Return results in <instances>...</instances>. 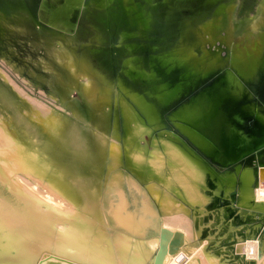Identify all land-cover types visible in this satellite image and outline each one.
Instances as JSON below:
<instances>
[{"label": "rangeland", "instance_id": "rangeland-1", "mask_svg": "<svg viewBox=\"0 0 264 264\" xmlns=\"http://www.w3.org/2000/svg\"><path fill=\"white\" fill-rule=\"evenodd\" d=\"M77 1L0 0V119L23 120L25 114L37 123L25 137L40 143L41 159L56 162L50 174L72 161L69 133L59 134L62 139L45 148L48 134L44 125L51 130L50 119L59 117L92 141L97 133L103 134L106 143L99 140L97 147L114 155L119 163L117 168H108L113 183L90 175L81 177L78 188L101 186L117 207L116 183L121 182L130 212L147 220L159 215L182 232L180 243L166 231L157 233L153 223L147 228L146 245L159 246L174 259L201 238L192 207L178 197L173 184L169 190L160 186L157 168L164 175L165 169L157 159L160 146L155 144L156 138L192 150L198 163L218 176L235 174L238 166L244 170L258 165L256 158L251 165L246 159L223 165L206 150L185 115L197 111L191 107L197 98L210 101L204 120L215 134L212 139L223 160L226 157L220 148L240 143L233 126L239 138L242 133L253 141H264V0H84L74 30L57 26ZM242 57L241 69L236 68L235 62ZM125 107H133L137 118L146 122L134 144L126 139ZM147 115L156 121L148 122ZM20 131L25 132L23 122ZM7 138L0 133V144ZM107 140L116 149L110 148ZM234 151L235 147L230 156ZM88 160L91 166L93 161ZM67 179L72 181L71 175ZM217 181L220 188L224 182L233 183V176ZM255 187L264 188V176ZM234 188L231 198L225 189H218L212 198L223 217L208 245L216 255L234 252L236 240L248 244L255 239L251 230L263 224L260 214L245 213L247 209L239 205L240 182ZM46 191L48 188L41 189ZM3 235V256H26L12 246L10 234ZM226 257L222 256V261L230 264ZM256 257L264 264L261 255ZM11 262L0 257V264Z\"/></svg>", "mask_w": 264, "mask_h": 264}, {"label": "bare ground", "instance_id": "bare-ground-1", "mask_svg": "<svg viewBox=\"0 0 264 264\" xmlns=\"http://www.w3.org/2000/svg\"><path fill=\"white\" fill-rule=\"evenodd\" d=\"M243 58L235 62L236 68L243 63ZM241 73L244 74L243 71ZM209 102L202 100V97L197 98L191 106L197 111L187 112L185 116L196 128L197 135L200 134L199 139H202L200 141L207 146L206 150L219 157V160H216L225 164L233 162L262 145L263 140L253 141L242 133H239V138L238 130L233 126L237 136L236 141L240 143L234 146L235 151L231 156L233 146L221 147L226 157L223 160L221 152L214 144V138L212 139L215 134L204 120L209 111ZM25 116L27 115L23 114V120L0 119V133L8 135L7 142L0 144V169L4 170L2 180L6 201L4 217H7L3 220V234H10L12 246L19 254L22 251L26 253L25 257L14 254L3 256V250L0 249V257L10 258L12 260L10 264H226L222 261V256L230 257V264H263L256 261V255H261L264 259V188H256L255 182L257 183L264 176V165L258 163L255 168L244 170L238 166L237 173L240 175V180L237 181V173L218 176L210 168L206 171L198 163V157L192 150L185 151L180 145L165 138H161L160 141L156 138L155 144L160 146L156 151L157 159L162 162L165 169L164 175L157 168L160 174V186L163 190H169L173 184L178 197L192 207L195 228L198 229L201 238L198 240L197 237L196 243L190 249L177 254L172 259L171 254L159 246L154 245L153 248H149L146 245L147 228L153 223L157 233L166 231L174 241L180 243L184 240V235L176 227L166 224L159 215H156V220L154 217L147 220L143 216L139 217L134 211L130 212V202L124 194L121 182L116 183V191L120 196L117 207L112 206V201L107 199L101 186L97 185L89 189L78 188L77 185L81 184L83 176L96 175L113 183L112 173L108 168H117L119 163L114 155L97 147L99 140L106 143L103 134L97 133L96 139L92 141L84 131L68 126L69 123L57 116L53 117V120L50 119L51 130L43 123L46 128L44 132L48 134L46 149L58 143V140L62 139L59 134L63 132L69 133L71 140L72 161L50 174L51 165L57 164L41 159L40 143L29 141L25 137V133L32 126L38 127L34 120H29ZM124 116L127 117L128 127L126 139L129 144H134L146 129V122L137 118L133 107H125ZM149 120L154 122L156 118L147 115V121ZM20 122L25 125L24 133L20 131ZM261 124L264 132V122ZM69 128L74 130L71 132ZM107 145L116 149L109 144V141ZM139 145L143 148L145 146L142 142ZM80 146L87 150L82 152ZM256 156L257 154L254 158ZM88 158L93 161L91 166ZM202 162L207 164L203 159ZM102 166L105 168L101 169ZM154 166L158 167L157 164ZM21 172L27 174L30 172V175L25 176ZM67 175H71L72 181L67 179ZM230 175L233 176V183L224 182L219 188L217 180ZM33 180H36V183ZM238 182H240L239 205L243 210L247 209L245 213L260 214L263 224L251 230L255 239L246 243L247 245L236 240L232 244L235 246L234 252L226 250L225 253L216 255L208 250V245L211 242L210 235L213 236V232L219 228L218 224L222 223L223 217L216 203H212L214 201L212 198L219 193L218 189H225L226 195L231 198ZM42 188H48V191L41 192ZM56 190L60 194H57ZM51 191H55L56 196ZM205 198L209 200L205 201ZM64 200L70 205L68 206Z\"/></svg>", "mask_w": 264, "mask_h": 264}, {"label": "water", "instance_id": "water-1", "mask_svg": "<svg viewBox=\"0 0 264 264\" xmlns=\"http://www.w3.org/2000/svg\"><path fill=\"white\" fill-rule=\"evenodd\" d=\"M83 2L84 0H79L74 4V6H69L65 13V17L60 22H56V25L64 30H74L78 24L79 17L84 7ZM254 154H257V162L261 165H264V144L259 146L255 151H251L250 153H247L244 156L235 159L233 162L231 161L226 164L234 163L237 161H243L246 159L249 161L247 163L251 165L250 163H254ZM222 164L225 165V163Z\"/></svg>", "mask_w": 264, "mask_h": 264}, {"label": "snow or ice", "instance_id": "snow-or-ice-1", "mask_svg": "<svg viewBox=\"0 0 264 264\" xmlns=\"http://www.w3.org/2000/svg\"><path fill=\"white\" fill-rule=\"evenodd\" d=\"M3 169H0V242H2L3 239V231H4V227H3V217H4V209L6 206V201L4 198V193H3Z\"/></svg>", "mask_w": 264, "mask_h": 264}]
</instances>
